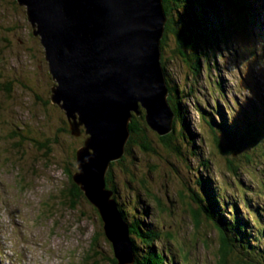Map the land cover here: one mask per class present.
Listing matches in <instances>:
<instances>
[{
    "label": "rangeland",
    "instance_id": "1",
    "mask_svg": "<svg viewBox=\"0 0 264 264\" xmlns=\"http://www.w3.org/2000/svg\"><path fill=\"white\" fill-rule=\"evenodd\" d=\"M199 1L205 3L197 7L201 14L197 8L179 9L189 11L184 22L197 16L211 27L214 41L201 47L208 59L201 61L200 74L195 76L177 53L172 34L163 50L168 73L185 96L187 131L177 123L171 136L179 154L148 129L150 149L135 137L131 153L109 170V186L129 222L141 220L158 234L153 246L168 252V264H219L218 230L206 220L196 228L189 206L193 191L203 194L198 181L209 178L208 191L218 195L228 213L234 211L224 217L248 224L245 237H252L249 242L259 249L255 257L264 260V54L255 58L264 39L252 27L244 36L247 50L239 32L229 29L221 37L216 28L220 22L224 28L227 21L239 23L236 5L241 10L251 0ZM173 17L177 20L176 12ZM54 84L25 8L16 0H0V264H115L97 209L85 196L75 203L69 197L68 171L76 172V151L85 136H73L64 112L50 101ZM221 124L235 135L232 148L213 128ZM224 149L237 153L224 155ZM133 237L137 257L147 264L151 243ZM233 258L229 263L238 264Z\"/></svg>",
    "mask_w": 264,
    "mask_h": 264
},
{
    "label": "water",
    "instance_id": "2",
    "mask_svg": "<svg viewBox=\"0 0 264 264\" xmlns=\"http://www.w3.org/2000/svg\"><path fill=\"white\" fill-rule=\"evenodd\" d=\"M25 8L54 81L50 101L73 136L84 129L72 181L97 209L117 264H134V246L106 176L123 159L134 118L159 137L174 132L163 66L164 0H16Z\"/></svg>",
    "mask_w": 264,
    "mask_h": 264
},
{
    "label": "trees",
    "instance_id": "3",
    "mask_svg": "<svg viewBox=\"0 0 264 264\" xmlns=\"http://www.w3.org/2000/svg\"><path fill=\"white\" fill-rule=\"evenodd\" d=\"M199 4L204 5L205 3L203 2L200 3L199 0H164V8L166 15L168 17V22L166 25L165 37L163 38L162 41L163 50L166 47V42L170 34H172L177 42V46H178L177 53L183 56L187 63L189 62L190 67L193 69L195 76H198L201 72V65H202L201 61L204 59V57L208 59V55L205 54L206 52L202 54L203 50H201V47L202 46L204 47V45H208L209 43H213L214 37L213 34H211V30H209L211 28L206 25L205 26L202 25L205 22L203 21V19L200 20L199 22L198 20H196L197 16L193 17L190 15L186 19L187 22H184L183 21L184 15L187 16L189 11L186 12L182 11L179 9V7L185 6V7H190L192 9H196L199 6ZM173 12H176V15L178 16L177 20L173 17ZM195 24H199L198 28L192 29V26ZM229 26L231 27L232 25ZM163 66L170 90L169 102L176 115L175 124H174L175 131H176L177 123L183 126L184 131H187L185 125L186 111L182 108V102L185 96L183 97L181 95V91L179 90L178 85L174 84L171 75L168 73L166 62L164 60H163ZM7 91L10 92V85L8 86ZM234 127L235 126H233V128ZM213 128L218 129L219 131L222 132V138H224L226 142L229 143L228 147L232 148L233 145L237 144L236 141H233L235 140L233 138L235 135H233L230 132L231 128L229 129V127L225 126L224 124H221V126L215 125L213 126ZM130 131H131V137L127 145V151H128L127 154L131 153L132 149L130 148V146L136 141H138L137 139H135V137H137L142 141H145L146 142L145 149L147 150L150 149L151 146L148 145L146 138L148 127L144 122V118H140V119L135 118L130 124ZM175 134L176 133L174 132L167 137H162L161 140L165 142L167 148L179 154V148L173 145L171 140V136ZM189 135L192 136L191 133H189ZM220 141H221L220 138L216 136V144L218 148H221ZM233 149H224L222 153L224 155L233 156L234 153L235 154L237 153V151ZM229 163L233 164L232 161ZM202 164H204L205 166L207 165V162L203 161ZM68 173H69V178L72 182V188L69 191V197L71 198L72 202L75 203L77 200L81 199L84 196V194L81 191V189L77 187L72 181V173L71 172ZM112 180H113V173L112 171H110L107 176V187L113 190L114 193L116 194L115 189H112L110 187ZM211 183L212 180L209 178L203 180L201 179L200 181H198V186L200 185L203 186V194L201 192L193 191L191 200L194 203L189 206L191 210V218L196 228H200L205 223L204 220H206L207 222L213 224L218 230L220 236V247H221V252L219 255V264H230L229 260L234 259L233 257H237L240 260L238 261V264H264V260H260L255 257V254L259 253L258 252L259 249H256L257 246H253L249 242V241H253L251 239L252 237L251 236L249 238L245 237L248 236L247 234L249 229L248 224L242 220L236 221L234 219H226L224 217L225 214H223V206H222L223 202L220 200L217 194L208 191L207 185L209 186L211 185ZM120 210L122 216L125 219H128L125 211L121 207ZM130 226H131V234L135 235L136 232L146 242L151 243L147 253H145V255H147V259H144V261H146L147 264H168L166 258L168 252H161L160 250H156L155 247L153 246V244L156 242V239H158V234H156V232L153 230L150 231L147 228H145L141 220L135 219L134 222L132 221L130 223ZM241 243L243 245L241 247L238 246ZM138 251H139L138 246L134 242V252L136 257L138 256L137 255ZM239 252L242 253V257H244L245 259L239 258L240 255ZM142 261H143L142 259L137 257L136 264H143ZM114 263L116 264V260H114Z\"/></svg>",
    "mask_w": 264,
    "mask_h": 264
},
{
    "label": "clouds",
    "instance_id": "4",
    "mask_svg": "<svg viewBox=\"0 0 264 264\" xmlns=\"http://www.w3.org/2000/svg\"><path fill=\"white\" fill-rule=\"evenodd\" d=\"M62 111H63V110H62ZM63 112H64V111H63ZM64 114H65V113H64ZM140 118H143V117H140ZM140 118H137V119H140ZM134 119H135V118H134ZM134 119H133V120H134ZM66 120H67V118H66ZM144 122H145V120H144ZM145 124H146V122H145ZM67 125H68V128H69L68 121H67ZM148 129H149V128H148ZM63 130L65 131L66 129H63ZM174 132H175V127H174ZM174 132H173V133H174ZM171 134H172V133H171ZM83 136H85V140H86L87 137H86V135H85L84 129L82 130V135H81L80 137H83ZM80 137H76V138H80ZM160 139H161V137H160ZM85 140H84V142H85ZM83 145H84V143H83ZM83 145H82V146H83ZM82 146H81V147H82ZM81 147H80V148H81ZM108 173H109V171H108ZM211 185H212V183H211ZM211 185H210V186H211Z\"/></svg>",
    "mask_w": 264,
    "mask_h": 264
},
{
    "label": "bare ground",
    "instance_id": "5",
    "mask_svg": "<svg viewBox=\"0 0 264 264\" xmlns=\"http://www.w3.org/2000/svg\"><path fill=\"white\" fill-rule=\"evenodd\" d=\"M14 115H15V114H14ZM69 129H70V128H69ZM71 134H72V133H71ZM79 149H80V148H79ZM79 149H78V150H79ZM78 150H77V151H78ZM77 151H76V164H77ZM127 152H128V151H127ZM125 158H126V157H125ZM21 191H22V190H21Z\"/></svg>",
    "mask_w": 264,
    "mask_h": 264
}]
</instances>
